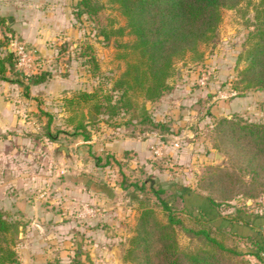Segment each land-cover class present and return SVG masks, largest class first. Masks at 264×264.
<instances>
[{
  "label": "rangeland",
  "instance_id": "374dc122",
  "mask_svg": "<svg viewBox=\"0 0 264 264\" xmlns=\"http://www.w3.org/2000/svg\"><path fill=\"white\" fill-rule=\"evenodd\" d=\"M77 1H69L72 33L51 35L46 41V55L36 50L41 71L47 73L44 90L30 93L15 84L17 91L11 95L19 106L20 123L12 149L9 140H2L5 155L1 162L6 166L0 172L4 183L0 210L20 224L14 245L19 263H29L25 243L31 239L44 251L40 264H67L73 257L83 264H132L122 257L129 238L135 234L140 208H152L156 218L165 222L166 213L154 190H161L158 198L170 204L186 227L193 223L182 211V201L175 192L177 186L214 200L215 220L228 218L237 222L238 215L256 223L264 220V192L254 197L242 193L249 176L240 170L235 145L216 129L218 119L230 116L264 123V89H250L237 95L239 91L231 88L244 66L238 56L251 42L249 33L257 0H241L233 8H223L214 36L199 44L195 51L173 60L170 74L173 82L186 80L190 88L202 92L201 97L192 100L181 123L173 126L161 121L163 129L134 122L117 126L126 128L132 136L156 133V142L150 141L146 146V164L125 153L114 157L99 149L102 136H106L105 127L114 128L101 115L86 125L89 139L69 135L72 129L64 118L75 114L77 120L79 109L75 113L63 110V98L79 90H109L124 68V54L133 39L127 33L124 17L110 0H96L102 7L91 16L76 14ZM118 28H122L120 34ZM101 29L109 33L108 40L99 35ZM10 37L30 46L20 35L10 34L5 39L6 47ZM201 75L206 77L203 86L197 83ZM9 96L7 92L3 98ZM143 104L146 106L148 102ZM80 109L85 112L86 106ZM147 111L151 116L150 110ZM46 114L51 117L48 128ZM112 120L123 122L121 116ZM47 131L54 135V141L45 136ZM92 136L95 144L81 142L93 139ZM60 146L67 148L66 154L58 149ZM154 147L160 149L157 157L152 152ZM81 173L92 174L95 184L105 185L110 193L88 189L78 178ZM74 177L79 181L73 183ZM15 198L31 200L26 204L29 212L22 213L16 208L12 201ZM174 229L182 250L197 245L196 238L182 227ZM259 229L254 228L256 232ZM224 236L226 246H238L243 251L253 247L249 239L227 232ZM222 264L261 262L252 255L227 254Z\"/></svg>",
  "mask_w": 264,
  "mask_h": 264
},
{
  "label": "trees",
  "instance_id": "16d2710c",
  "mask_svg": "<svg viewBox=\"0 0 264 264\" xmlns=\"http://www.w3.org/2000/svg\"><path fill=\"white\" fill-rule=\"evenodd\" d=\"M241 0H110L125 19L127 33L133 39L124 54V68L109 90H79L63 98V110L75 113L65 116L64 122L71 127V136L89 139L86 125L95 117H105V123L112 127L137 123L150 128H164L163 122L153 121L143 102L158 99L168 89L173 60L186 52L195 51L201 43L211 39L220 22L221 10L233 8ZM77 15L91 16L101 9L96 0H78ZM122 28H118L120 34ZM103 40L109 39L105 29L99 31ZM247 48L238 56L244 62L238 71V78L232 89L242 95L245 91L264 89V0H257L253 12V28ZM92 59V57H91ZM95 65V64H94ZM47 73L25 77L15 67L12 52L6 47L5 39L0 40V81L20 86L24 91L30 85L42 83ZM86 106L85 112L80 108ZM47 115L46 128L51 117ZM121 116L123 122L115 121ZM216 129L230 138L237 148L240 170L249 176L247 187L242 192L248 197L264 192V123L245 121L238 116L222 117L216 122ZM66 133V132H65ZM45 136L54 141V135ZM78 178L93 191L110 190L103 184H95L92 174L81 173ZM75 183V177L71 178ZM161 190H154L161 208L165 211V222L159 221L152 208L142 206L139 210L135 234L129 238L123 260L132 264H222L225 256L252 255L264 264V220L238 215V221L228 218L215 220L217 203L189 188L177 186L187 219L193 226H183L180 217L173 212L169 203L158 198ZM217 218V217H216ZM243 224V225H241ZM250 226H247V225ZM175 226H180L195 237L193 249L182 250L176 242ZM20 224L8 218L0 210V264H20L14 249ZM260 228L258 232L254 228ZM261 227H263L261 229ZM225 232L252 241L250 250L238 246H226ZM77 255V254H75ZM47 264H61L47 262ZM67 264H83L73 257Z\"/></svg>",
  "mask_w": 264,
  "mask_h": 264
},
{
  "label": "crops",
  "instance_id": "0c3cea01",
  "mask_svg": "<svg viewBox=\"0 0 264 264\" xmlns=\"http://www.w3.org/2000/svg\"><path fill=\"white\" fill-rule=\"evenodd\" d=\"M69 1L0 0V40L7 39V36L10 34H18L41 55H46L48 50L45 45L51 35L59 32L69 34L73 31V18L70 13ZM172 79V77H169L167 81L168 89L155 101L148 102L145 108L150 110L153 121L166 120L174 126L182 122V119L188 112V106L191 105L194 98L198 99L201 97L202 92L199 89L190 88L186 80H179V82L176 80L173 82ZM28 89L30 93L39 90L43 91L44 82L30 85ZM13 91L15 93L17 91L15 84L0 81V172L6 166H3L1 162L2 155H5L2 148V140H9V149H12V141L16 143V139L18 138L17 129L20 123L18 118L19 106L15 96L11 97ZM7 92L10 96L8 99H4L3 95H6ZM29 95L31 96L32 94ZM105 132L106 136H102L101 138L105 140L101 141L100 150L104 149L114 157L125 153L135 157L137 161L141 159L140 163L146 164L144 163V157L147 156L146 146L151 143L150 141L156 142V133L141 134V136L137 133V135L132 136L130 133H127L126 128L119 127H105ZM91 138L93 139L81 142H87V144L94 142L95 144V136ZM11 151L9 153H12ZM3 184L0 176V198H2L1 189ZM12 201L15 202L16 208L22 213L29 212L26 204L31 203V200L24 201L15 198ZM26 228L28 231L29 227ZM29 241L25 243L28 264H40L41 261L39 259L41 255H44V251L35 245L31 239Z\"/></svg>",
  "mask_w": 264,
  "mask_h": 264
},
{
  "label": "built area",
  "instance_id": "2783aa9c",
  "mask_svg": "<svg viewBox=\"0 0 264 264\" xmlns=\"http://www.w3.org/2000/svg\"><path fill=\"white\" fill-rule=\"evenodd\" d=\"M8 49L14 56L16 69L19 70L25 77L39 73L42 70L41 61L33 47L27 46L23 42L10 37ZM205 80L206 77L201 75L198 78L197 83L203 86L205 84ZM152 152L154 156H159V147H154Z\"/></svg>",
  "mask_w": 264,
  "mask_h": 264
},
{
  "label": "water",
  "instance_id": "95a60500",
  "mask_svg": "<svg viewBox=\"0 0 264 264\" xmlns=\"http://www.w3.org/2000/svg\"><path fill=\"white\" fill-rule=\"evenodd\" d=\"M9 21V20H8ZM59 150H62L65 154L67 153V148L66 147H59L58 148Z\"/></svg>",
  "mask_w": 264,
  "mask_h": 264
}]
</instances>
